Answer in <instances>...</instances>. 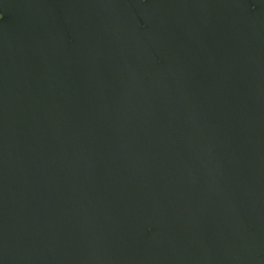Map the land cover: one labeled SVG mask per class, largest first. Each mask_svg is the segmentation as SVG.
<instances>
[{"label":"water","instance_id":"water-1","mask_svg":"<svg viewBox=\"0 0 264 264\" xmlns=\"http://www.w3.org/2000/svg\"><path fill=\"white\" fill-rule=\"evenodd\" d=\"M0 264H264V0H0Z\"/></svg>","mask_w":264,"mask_h":264},{"label":"snow or ice","instance_id":"snow-or-ice-1","mask_svg":"<svg viewBox=\"0 0 264 264\" xmlns=\"http://www.w3.org/2000/svg\"><path fill=\"white\" fill-rule=\"evenodd\" d=\"M253 4H254V3H252L251 7L254 9L255 7L253 6ZM150 230H151V229H149V231H150Z\"/></svg>","mask_w":264,"mask_h":264}]
</instances>
